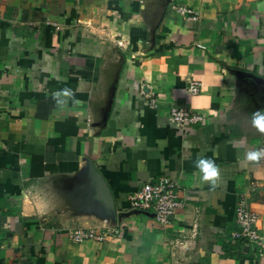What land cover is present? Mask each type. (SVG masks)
Listing matches in <instances>:
<instances>
[{"label": "crops", "instance_id": "0c3cea01", "mask_svg": "<svg viewBox=\"0 0 264 264\" xmlns=\"http://www.w3.org/2000/svg\"><path fill=\"white\" fill-rule=\"evenodd\" d=\"M174 2L0 0V264H264L231 240L243 198L264 237V159L244 158L264 148V0ZM162 175L185 202L167 226L128 200Z\"/></svg>", "mask_w": 264, "mask_h": 264}, {"label": "built area", "instance_id": "2783aa9c", "mask_svg": "<svg viewBox=\"0 0 264 264\" xmlns=\"http://www.w3.org/2000/svg\"><path fill=\"white\" fill-rule=\"evenodd\" d=\"M171 1L174 2L175 0ZM173 8L189 19L196 20L199 17L189 6L173 4ZM201 88L199 80H192L187 86V91L191 94H199ZM205 121L206 117L203 114L194 112L189 108L178 106L171 108L170 122L175 126L200 125L204 124ZM178 187L177 181L167 175L159 176L154 181H147L128 196L130 208L152 212L158 223L164 226L170 225L176 212L185 206V202L180 199ZM257 219V213L249 207L243 198L236 210L237 229L231 233V240L233 243L242 241L247 246L257 245L259 253L264 254V237L256 228ZM70 234L71 239L75 242L84 240L105 241L107 238L105 233L82 228H76Z\"/></svg>", "mask_w": 264, "mask_h": 264}, {"label": "clouds", "instance_id": "9594fccd", "mask_svg": "<svg viewBox=\"0 0 264 264\" xmlns=\"http://www.w3.org/2000/svg\"><path fill=\"white\" fill-rule=\"evenodd\" d=\"M62 94L70 95V91L65 89L63 90ZM251 123L258 132L264 133V110L257 109L254 113H252ZM244 158L250 162H258L261 159H264V148L247 151ZM195 165L202 174L200 179L203 182H207L210 185L214 186L219 176V171L215 162L211 159L202 157L195 161Z\"/></svg>", "mask_w": 264, "mask_h": 264}, {"label": "trees", "instance_id": "16d2710c", "mask_svg": "<svg viewBox=\"0 0 264 264\" xmlns=\"http://www.w3.org/2000/svg\"><path fill=\"white\" fill-rule=\"evenodd\" d=\"M230 247H231V246H230ZM225 248H226V249H229V246H228V247H227V246H225Z\"/></svg>", "mask_w": 264, "mask_h": 264}]
</instances>
